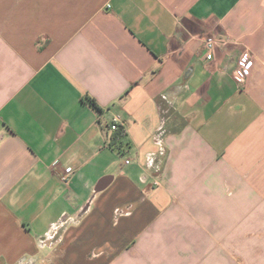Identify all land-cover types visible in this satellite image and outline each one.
<instances>
[{
  "label": "crops",
  "instance_id": "0c3cea01",
  "mask_svg": "<svg viewBox=\"0 0 264 264\" xmlns=\"http://www.w3.org/2000/svg\"><path fill=\"white\" fill-rule=\"evenodd\" d=\"M0 264H264V0H0Z\"/></svg>",
  "mask_w": 264,
  "mask_h": 264
},
{
  "label": "built area",
  "instance_id": "2783aa9c",
  "mask_svg": "<svg viewBox=\"0 0 264 264\" xmlns=\"http://www.w3.org/2000/svg\"><path fill=\"white\" fill-rule=\"evenodd\" d=\"M223 39L215 36L209 35L205 39V47H206V59L212 60L214 58L215 49L218 45L223 44ZM251 59L248 54L242 55L238 63V70L242 72L250 63ZM119 127V118H115L113 124L111 125L112 130H117ZM64 180H68V177H63ZM158 184V182H155Z\"/></svg>",
  "mask_w": 264,
  "mask_h": 264
},
{
  "label": "trees",
  "instance_id": "16d2710c",
  "mask_svg": "<svg viewBox=\"0 0 264 264\" xmlns=\"http://www.w3.org/2000/svg\"><path fill=\"white\" fill-rule=\"evenodd\" d=\"M85 101H87V102H88L90 105H92L94 108L99 109L98 106H97V103H96V101H95L94 99L89 98V97H86V98H85ZM118 134H119V135H123L124 132L122 131V132H120V133H118Z\"/></svg>",
  "mask_w": 264,
  "mask_h": 264
}]
</instances>
